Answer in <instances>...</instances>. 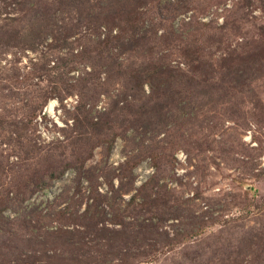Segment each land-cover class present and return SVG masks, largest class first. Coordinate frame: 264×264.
<instances>
[{
	"label": "rangeland",
	"instance_id": "obj_1",
	"mask_svg": "<svg viewBox=\"0 0 264 264\" xmlns=\"http://www.w3.org/2000/svg\"><path fill=\"white\" fill-rule=\"evenodd\" d=\"M22 1L8 7L10 0H0V27L11 22L4 8L14 20L24 16ZM57 1L31 0L34 8L51 9ZM239 1L169 0L170 12L161 4L156 12V3L143 8L153 20L168 19L144 43L151 55L142 60L151 63L159 55L178 75L155 97L148 85L130 87L120 77L127 56L118 49V56L106 51L100 60L87 38L74 42L88 26L73 35L72 25L62 36L50 31L36 50L0 40V65L7 61L0 72V264H32L16 221L31 208L37 220L44 202L60 191L87 196L92 185L104 194L109 185L96 177L100 171L123 176V188L131 189L124 199L159 171L158 185H166L170 202H181L189 221L206 222L203 233L168 250L144 252L134 264H264V48L255 49L264 43V2L240 8ZM181 5L184 11L175 12ZM53 13L68 16L65 9ZM80 47L83 59L73 57ZM57 57L56 70L39 69ZM133 57L126 62L143 64ZM9 74L18 81L6 79ZM39 103L30 129L15 126ZM51 171L62 175L50 180ZM113 179L114 187L121 182ZM30 180L47 182V191L36 187L27 194ZM167 217L159 222L170 235L186 227Z\"/></svg>",
	"mask_w": 264,
	"mask_h": 264
},
{
	"label": "trees",
	"instance_id": "obj_2",
	"mask_svg": "<svg viewBox=\"0 0 264 264\" xmlns=\"http://www.w3.org/2000/svg\"><path fill=\"white\" fill-rule=\"evenodd\" d=\"M18 1L20 0H10L8 7L16 5ZM255 1L240 0L238 4L240 8H245L254 5ZM168 2L169 0H58L55 8L51 9L48 4H37L34 8L35 3L25 0L22 3L27 11L19 21L14 20L8 8H4V13L9 15L7 17L11 22L9 25L0 27V40H17V43H20L17 45L22 49L36 50L50 31L54 32L52 35L62 36L67 33L66 26L72 25L73 35L76 33L75 30L81 29L82 25L88 26V34L78 36L74 42L87 38V40L84 39L85 43H92L96 57L100 60H105L106 51L115 53L116 50L118 56L119 50L127 56L123 57V63L120 66L122 70H119L120 77L128 81L130 87L142 89L144 85H148L151 88V96L155 97L161 95L158 94L159 90L165 89L167 82L175 81L178 75L170 69V62L160 59L161 57L158 58L159 55H153L151 63L142 60V57L151 55L144 52V43L153 41L158 36L159 27L156 25L168 19L163 16V18L153 20L151 16H148L149 11L145 12L143 8L156 3V12L160 4L161 9L165 6L166 12H170ZM59 8L65 9L68 16L65 18L61 15L60 18L54 16L53 12ZM184 9L181 5L175 9V12L184 11ZM0 15L2 16L1 12ZM174 31L178 32L175 29ZM64 42L66 44V41ZM69 46L72 47L71 44ZM261 48H264V43L255 49L260 50ZM80 49V56L74 54L73 57L83 59L85 52L83 48L80 47ZM138 54L141 55L138 56ZM131 56L141 60L143 64L137 66L134 62H126ZM156 57L157 60H155ZM60 60L57 57L55 63L53 59L47 58L39 69L54 71ZM52 61L54 63L50 67ZM80 61L76 63L82 64ZM130 63L133 64L132 67L129 66ZM6 64L7 61L3 66L0 65L1 73L5 71ZM5 78L10 82L15 79L18 81V77L13 74ZM84 82L86 81L83 80ZM19 83L25 82L19 80ZM154 83H158L156 91ZM76 87L81 89V86L76 85ZM119 101L117 100L118 103ZM40 106L42 107L40 103L37 106L36 104L31 106L27 113L29 119L22 120L21 125L17 122L15 126L23 131L30 129L31 120L36 116V110ZM86 114L88 116L89 111ZM14 155L16 159L20 157L17 154ZM5 163H8V156L5 157ZM3 168L4 166L0 165V170ZM121 171L123 175L124 172ZM60 174L62 175V172L51 171L48 176L50 180H55L61 177ZM113 176L112 173L103 171L97 173L96 177L106 179L109 185L104 194L98 192L97 188L92 185L89 187L90 194L87 196L82 193L79 194L80 197L68 196L66 192L60 191L52 199L44 202L43 210H40V217L34 221L35 223L31 218L32 211H34L32 208L28 209L19 220L16 217L15 220H18L16 222H20L25 231L22 241L31 252L32 264H134L144 252L168 250L176 243L183 241L185 237L203 233V225L206 222L202 218L195 217V221H189L187 215L183 214L181 202H170L168 191L165 189L166 185H158L161 178L159 171L156 175L153 173L148 177V181L142 183L128 199H124L123 195L131 191L130 185L129 189L123 188L121 179L123 176L118 174L114 177L121 179V182L114 187ZM38 182L41 183L43 180L37 182L30 180L29 186L25 187V192L30 194L36 190V187L47 191L48 183L44 181L40 188ZM17 188L21 187L17 186ZM24 197L26 195L13 199L14 204L18 202L20 204ZM62 202L64 206L61 207ZM83 203L85 207L81 210ZM9 209L13 212V216L17 214L14 208ZM176 210L181 213L176 215ZM155 215L159 217L156 218ZM165 215H168L167 218L180 220V223H184L186 227L170 235L166 229H162V223L159 222L165 219ZM6 220L10 221L7 217Z\"/></svg>",
	"mask_w": 264,
	"mask_h": 264
}]
</instances>
